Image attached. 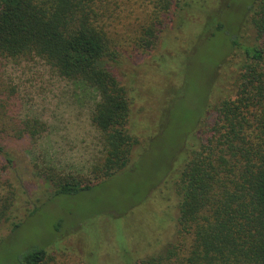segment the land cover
<instances>
[{
  "label": "rangeland",
  "instance_id": "obj_1",
  "mask_svg": "<svg viewBox=\"0 0 264 264\" xmlns=\"http://www.w3.org/2000/svg\"><path fill=\"white\" fill-rule=\"evenodd\" d=\"M250 1L173 0L165 7L155 0H99L116 51L112 70L128 92L129 129L139 139L126 171L107 179L93 172L104 156L102 134L91 123L95 91L60 78L38 58L2 66L18 88L19 116L39 118L48 130L33 143L10 144L29 193L19 188L10 219L0 221V264H19L33 248L46 249L42 264H127L175 241L178 211L168 178L205 108L237 93L230 39L252 40V28L243 25ZM219 21L223 31L208 38ZM150 27L155 38L148 46ZM37 167L93 186L52 197ZM29 199L40 206L33 215Z\"/></svg>",
  "mask_w": 264,
  "mask_h": 264
},
{
  "label": "trees",
  "instance_id": "obj_2",
  "mask_svg": "<svg viewBox=\"0 0 264 264\" xmlns=\"http://www.w3.org/2000/svg\"><path fill=\"white\" fill-rule=\"evenodd\" d=\"M155 1L170 7L173 0ZM98 2L0 0V221L10 219L19 188L29 193L24 175H17L11 142L33 143L48 130L39 118L19 116L18 88L4 77L2 66L38 58L60 78L95 91L91 123L104 148L93 166L99 173L95 179L126 171L139 144L129 129L131 103L112 70L116 51ZM243 22L252 28V40L230 39L237 93L205 108L183 160L168 178L178 211L176 239L162 252L127 264H264V0L250 1ZM214 29L208 38L223 31V22ZM153 38L150 27L143 41L151 46ZM36 169L52 185V197L93 186L55 168ZM28 202L33 215L40 206ZM46 257L45 248H33L19 264H42Z\"/></svg>",
  "mask_w": 264,
  "mask_h": 264
}]
</instances>
